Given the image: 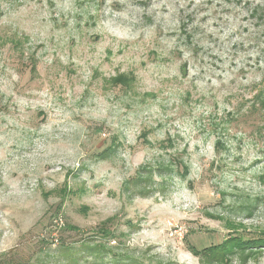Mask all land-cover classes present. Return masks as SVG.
Listing matches in <instances>:
<instances>
[{
  "label": "rangeland",
  "instance_id": "374dc122",
  "mask_svg": "<svg viewBox=\"0 0 264 264\" xmlns=\"http://www.w3.org/2000/svg\"><path fill=\"white\" fill-rule=\"evenodd\" d=\"M0 264H264V0H0Z\"/></svg>",
  "mask_w": 264,
  "mask_h": 264
}]
</instances>
